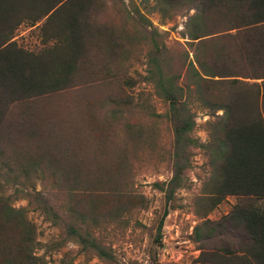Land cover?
<instances>
[{
    "label": "rangeland",
    "instance_id": "1",
    "mask_svg": "<svg viewBox=\"0 0 264 264\" xmlns=\"http://www.w3.org/2000/svg\"><path fill=\"white\" fill-rule=\"evenodd\" d=\"M154 6L153 0H100L92 20L111 29L116 39L109 51L108 43L96 41L91 52L93 79L7 110L0 129V192L10 207L24 211L39 244L36 255L45 264H199L208 249L197 243L194 228L206 220H220L238 202L229 196L207 212L203 185L208 161L202 150L190 149V168L184 172L187 186L175 192L160 245L155 242L166 200L154 184L172 177L173 135L166 103L144 79L151 27L162 34L168 72L179 75L182 86V58L186 52L191 58V52L189 40L181 35L187 17ZM41 24L19 27L13 41L32 52L47 47L39 35ZM189 108L195 121L191 137L207 144V123L222 111H210L195 95L190 96ZM35 193L63 217L70 214L73 194L84 201L97 195L113 201L116 209L84 223L112 261L83 252L66 238L26 197ZM219 244L215 239L205 246Z\"/></svg>",
    "mask_w": 264,
    "mask_h": 264
},
{
    "label": "trees",
    "instance_id": "2",
    "mask_svg": "<svg viewBox=\"0 0 264 264\" xmlns=\"http://www.w3.org/2000/svg\"><path fill=\"white\" fill-rule=\"evenodd\" d=\"M153 1L154 8L162 12H182L187 17L181 35L189 40L191 52V58L188 52L182 58V86L179 75L168 72L170 60L162 34L151 27L144 79L166 103L165 117L173 135L172 177L154 184L166 200L155 242L160 245L163 221L175 192L187 186L184 172L190 168L189 151L200 149L209 167L203 185L207 212L229 196L238 202L220 220H206L194 228L197 243L208 249L199 264H264V0ZM98 2L0 0V129L9 106L93 79L95 43L105 41L109 51L116 39L111 29L92 20ZM39 22V35L47 47L32 52L13 41L19 27ZM192 95L210 111H222L207 123V144L191 137L195 128L189 108ZM26 197L81 251L112 261L111 254L84 229L87 220L95 221L116 209L109 198L87 196L84 201L73 194L68 203L70 214L63 217L41 194ZM8 201L0 192V264H45L36 255L39 244L33 226L24 211L13 209ZM215 239L220 242L217 247L205 246Z\"/></svg>",
    "mask_w": 264,
    "mask_h": 264
}]
</instances>
